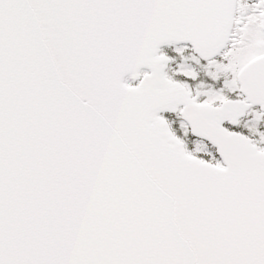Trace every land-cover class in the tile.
Masks as SVG:
<instances>
[{"label":"snow or ice","instance_id":"snow-or-ice-1","mask_svg":"<svg viewBox=\"0 0 264 264\" xmlns=\"http://www.w3.org/2000/svg\"><path fill=\"white\" fill-rule=\"evenodd\" d=\"M0 264H264V0H0Z\"/></svg>","mask_w":264,"mask_h":264}]
</instances>
